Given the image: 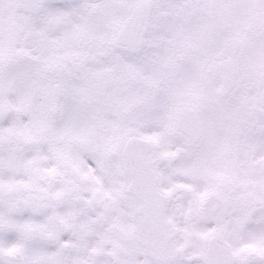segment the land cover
Here are the masks:
<instances>
[{"label": "snow or ice", "instance_id": "obj_1", "mask_svg": "<svg viewBox=\"0 0 264 264\" xmlns=\"http://www.w3.org/2000/svg\"><path fill=\"white\" fill-rule=\"evenodd\" d=\"M0 264H264V0H0Z\"/></svg>", "mask_w": 264, "mask_h": 264}]
</instances>
